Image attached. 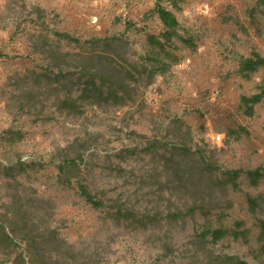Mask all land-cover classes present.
Wrapping results in <instances>:
<instances>
[{"label": "rangeland", "instance_id": "1", "mask_svg": "<svg viewBox=\"0 0 264 264\" xmlns=\"http://www.w3.org/2000/svg\"><path fill=\"white\" fill-rule=\"evenodd\" d=\"M158 1L0 0V264H264V243L200 239L211 222L252 227L247 194L264 195L201 192L264 168V96L252 116L241 100L264 92V66L240 69L264 59V3L160 0L179 23L166 58Z\"/></svg>", "mask_w": 264, "mask_h": 264}, {"label": "trees", "instance_id": "2", "mask_svg": "<svg viewBox=\"0 0 264 264\" xmlns=\"http://www.w3.org/2000/svg\"><path fill=\"white\" fill-rule=\"evenodd\" d=\"M160 1V0H159ZM156 3L154 12L157 14L161 24L164 25L165 32L163 34L164 41L161 39L151 40L153 48L155 49L154 53L156 55L164 54L166 58H168V52L166 51L167 44L172 42V38L177 34V30L179 28V23L176 15L169 11L167 8L163 7L160 2ZM264 3V0H261ZM54 35L60 39L72 40L68 34L54 32ZM151 39V38H150ZM78 42V41H77ZM102 42L103 44H108L109 39L103 40H89L86 43H89L92 47ZM156 57V56H155ZM154 61L158 60L157 58H153ZM161 66V68H165L166 63L163 61L161 64H157ZM264 66V59L259 55L255 54L254 57L249 59L241 58L240 60V69L243 75L249 76L253 72L259 71ZM156 68V69H157ZM155 69V68H154ZM264 92L260 95H252V97H242V101L245 106L246 113L252 116L254 112L255 105L259 104L263 99ZM21 139L19 136L18 140ZM202 163L205 166V172H208L210 178L211 176L216 175L213 171H215L214 166L209 163H206L204 157H200ZM58 169V175L63 177L70 182L71 180V171L78 167V163L74 159H66V161L58 164L56 166ZM194 170V167L188 168V172ZM190 175V174H189ZM193 173L189 176L191 179L193 178ZM217 178V177H215ZM210 182V181H209ZM245 182H248L251 187H258L262 183H264V168L258 167L254 170H224L221 172V176L217 178V183L210 184L207 183L204 188H202V193L206 197V194L215 193L219 190L220 187H224L228 190H231L235 193L242 191V186ZM76 191L80 197H82L87 204H89L93 209L99 210L105 206L104 201L93 194V191L90 188V185L85 182H77ZM247 202V212L252 220V227H247L244 219H235L230 226L225 224H220L218 226L213 225V223L205 224L200 233V239L202 241L210 240L214 243L221 242L226 237H231L233 240L237 242H244L248 245L251 244V241L259 243L262 245L264 243V195L263 194H247L246 197ZM192 212L195 211V208L192 207ZM223 223V222H221ZM6 240L11 243L8 235L5 237ZM232 262L236 264H243L244 262L237 261L236 258L232 257L230 259Z\"/></svg>", "mask_w": 264, "mask_h": 264}]
</instances>
